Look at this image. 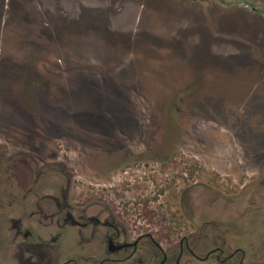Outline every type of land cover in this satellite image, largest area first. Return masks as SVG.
Here are the masks:
<instances>
[{
    "label": "rangeland",
    "instance_id": "374dc122",
    "mask_svg": "<svg viewBox=\"0 0 264 264\" xmlns=\"http://www.w3.org/2000/svg\"><path fill=\"white\" fill-rule=\"evenodd\" d=\"M6 144L81 180L122 160L155 174L118 177L137 218L191 176L217 178L223 213L264 212V0H0Z\"/></svg>",
    "mask_w": 264,
    "mask_h": 264
},
{
    "label": "flooded vegetation",
    "instance_id": "af4514ba",
    "mask_svg": "<svg viewBox=\"0 0 264 264\" xmlns=\"http://www.w3.org/2000/svg\"><path fill=\"white\" fill-rule=\"evenodd\" d=\"M68 160L41 161L31 148L0 146V264H264V212L223 213L217 178L171 179L166 206L165 186L155 174L139 177L137 165L130 175L125 160L105 162L81 180ZM123 174L138 184L153 179L168 210L137 218L120 209ZM180 181L183 192L174 186Z\"/></svg>",
    "mask_w": 264,
    "mask_h": 264
}]
</instances>
